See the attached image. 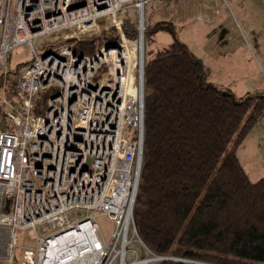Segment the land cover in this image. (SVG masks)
<instances>
[{"label":"built area","instance_id":"1","mask_svg":"<svg viewBox=\"0 0 264 264\" xmlns=\"http://www.w3.org/2000/svg\"><path fill=\"white\" fill-rule=\"evenodd\" d=\"M131 1L113 0L108 10L91 4L81 18L73 13L90 0H0V68L22 44L30 56L0 97L13 126H0V264H127L130 230L139 237L134 208L144 154L142 47L140 61L132 56L144 23L140 42L132 41L119 15ZM104 15L113 22L110 37L97 35ZM58 30H69L59 46L36 48L37 37ZM112 37L120 41L107 47ZM82 41H93V54L75 51ZM45 90L54 91L48 109L34 114ZM73 212L81 219L71 221ZM98 215L114 224L110 240ZM39 227L54 233L39 235ZM20 231L37 240L21 258Z\"/></svg>","mask_w":264,"mask_h":264},{"label":"trees","instance_id":"2","mask_svg":"<svg viewBox=\"0 0 264 264\" xmlns=\"http://www.w3.org/2000/svg\"><path fill=\"white\" fill-rule=\"evenodd\" d=\"M125 27L134 34L130 17ZM160 31L176 34L172 22L160 21L146 29V41ZM76 48L93 54L94 43ZM152 56L144 70V154L134 219L147 252L174 259L148 264H264V177L253 181L238 155L264 115V94L239 101L223 91L177 38ZM53 93H39L32 112L44 114ZM0 126L13 129L1 108Z\"/></svg>","mask_w":264,"mask_h":264},{"label":"rangeland","instance_id":"3","mask_svg":"<svg viewBox=\"0 0 264 264\" xmlns=\"http://www.w3.org/2000/svg\"><path fill=\"white\" fill-rule=\"evenodd\" d=\"M209 1L199 0L198 2L196 0L195 5L193 4L194 0H132L121 8L119 15L123 18L124 31L132 41L138 40L140 42L139 27H141L142 22L144 23L143 42H141V45L136 43L137 51L135 46L133 48L137 62L140 61L141 47L143 49L142 57L144 62H146V60L153 57L152 54L154 52L168 48L169 44L177 38L185 42L206 63L209 62L211 57L209 55L212 52V61L218 66V69L212 72V77L210 76L209 80L223 91L233 93L237 100H244L251 92L261 91V85L262 83L264 84V0H223L221 21L217 22L219 26L212 30V37L208 40L204 36L205 33L211 32L213 25L210 21L202 20V18H211L209 10V16L206 15L204 10L210 4ZM137 5L143 7L140 13ZM200 11L203 16H201ZM127 17H130L134 22V34L126 30L125 20ZM141 18L144 19L142 20ZM160 21L172 22L173 28L176 30L175 36L173 37L166 31H160L153 36L152 40L147 42L145 38L146 29ZM98 23L101 30L97 35L110 37L113 26L111 17L109 15L101 16L98 19ZM67 32L69 30H58L39 36L35 39L34 44L41 51H44L46 47L52 49L60 45V41ZM221 32L225 33V35L230 34L229 44H225L227 39H221ZM92 36L93 33L89 35V37ZM119 41L120 37H112L110 44H117ZM219 45L220 49L223 50L225 48L228 51L226 52L225 50L222 54L219 51L217 52ZM253 51L256 52L257 57L253 55ZM251 55L258 61V65H255V67L250 63L252 60L250 58ZM234 56H238L239 60L237 62L232 61ZM29 60L30 56L27 46L22 44L12 51L8 66L5 69L0 68V97H2L6 87H9L16 79L18 75L17 66H23ZM235 65L238 67L235 68ZM5 73H8V76L3 77ZM254 133H258L264 139V115L244 140L238 154L250 178L256 181L264 177V141H250ZM77 217L81 219L77 212H73L70 215L71 221ZM96 221L99 224L101 236L106 240H110L114 230L113 222L103 215H98ZM37 232L39 235L49 236L54 233V230L51 228L45 230L44 227H39ZM19 244L21 248L18 255L21 258L22 247L35 248L37 240L31 239L27 231H20ZM156 258L158 257L147 252L146 247L138 236H133V229H131L125 258L126 263L132 264L135 261H142L138 264H143V260H148V263H150L157 261H152V259ZM114 264H118V261H115Z\"/></svg>","mask_w":264,"mask_h":264},{"label":"crops","instance_id":"4","mask_svg":"<svg viewBox=\"0 0 264 264\" xmlns=\"http://www.w3.org/2000/svg\"><path fill=\"white\" fill-rule=\"evenodd\" d=\"M201 1V0H200ZM222 1L223 0H210L209 1V5L208 6H206V8H204V10H205V12H206V15H208L209 13H208V10H209V12H210V16H211V18L209 19L208 17H204V18H202V20H204V19H206V21H210V23L213 25V28H211V32H207V33H205V38L206 39H208V40H210V37H212V34H213V32H212V30L213 29H216V26H219V25H217V22H219V21H221V8H222ZM198 2H199V0H198ZM193 4H195L196 5V0H194V2H193ZM203 7H204V4H203ZM202 10V9H201ZM177 11V10H176ZM177 14H178V11H177ZM200 14H201V16H203L202 15V13H201V11H200ZM196 15V14H195ZM179 16V15H178ZM209 16V15H208ZM222 23V22H221ZM222 33V32H221ZM220 33V36H221V39L222 40H226L227 39V41H226V43L225 44H229V39H230V34H227V35H225V33H222L221 34ZM231 43H233V41H231ZM226 50V52L228 51V49H220V45L218 46V48H217V52L219 51V52H221V54H222V52H224ZM260 50V49H259ZM196 54V53H195ZM220 54V55H221ZM197 55V54H196ZM253 55H255V57H257V54H256V52L255 51H253ZM198 56V55H197ZM209 56H211L210 57V60H209V62L208 63H206L202 58V60H203V62H204V64H205V67H206V70H207V72L209 73V78H211L212 77V72L215 70V69H218V66L217 65H215L214 64V61H212V58H213V54H212V52H211V54L209 55ZM199 57V56H198ZM255 57L254 56H252L251 55V61H250V63H252V66L253 67H255V65H258V61H257V59H255ZM239 60V58H238V56L236 57V56H234L233 58H232V61L233 62H237ZM263 61H264V55H263ZM260 62V61H259ZM261 63V62H260ZM236 67H238L237 65H235V68ZM211 76V77H210ZM251 94H253V95H255V94H264V84L262 83V85H261V91H255V93H254V91L253 92H251ZM259 141V140H262V141H264V139H263V136H260L258 133L256 134V133H254V134H252V137L250 138V141Z\"/></svg>","mask_w":264,"mask_h":264},{"label":"bare ground","instance_id":"5","mask_svg":"<svg viewBox=\"0 0 264 264\" xmlns=\"http://www.w3.org/2000/svg\"><path fill=\"white\" fill-rule=\"evenodd\" d=\"M113 0H90L89 2V5H83L84 6V9H79L78 11L74 12L75 10H72V9H68L69 11V14L71 15L73 12V14L77 15V13H79L80 17L82 18V16L84 17H87L88 13L91 12V10H94L93 9V6L91 4H93L95 6V8L97 10H101V9H104V8H107V10L111 7V3H112ZM144 18H142L143 20ZM90 42V41H89ZM141 42H142V36H141ZM135 45H133V48H134ZM77 49V48H76ZM134 56V52H133V55ZM145 121V120H144Z\"/></svg>","mask_w":264,"mask_h":264},{"label":"water","instance_id":"6","mask_svg":"<svg viewBox=\"0 0 264 264\" xmlns=\"http://www.w3.org/2000/svg\"><path fill=\"white\" fill-rule=\"evenodd\" d=\"M113 46H117V44H108V46L107 47H113ZM143 82H144V76H143ZM143 93H144V83H143ZM9 204H10V200L8 199L7 200V205H6V209L7 210H9ZM172 260V259H174V258H171V257H158V258H156V259H152V260Z\"/></svg>","mask_w":264,"mask_h":264}]
</instances>
